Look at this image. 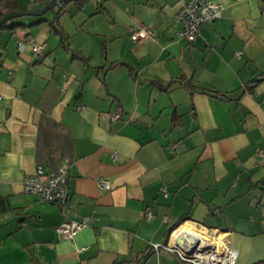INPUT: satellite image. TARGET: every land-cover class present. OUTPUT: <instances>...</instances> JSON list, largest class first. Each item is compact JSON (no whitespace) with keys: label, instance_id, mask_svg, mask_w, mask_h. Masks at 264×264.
Instances as JSON below:
<instances>
[{"label":"crops","instance_id":"crops-1","mask_svg":"<svg viewBox=\"0 0 264 264\" xmlns=\"http://www.w3.org/2000/svg\"><path fill=\"white\" fill-rule=\"evenodd\" d=\"M187 1L69 2L63 44L48 25L55 9L0 30V264H184L150 249L172 243L166 231L184 213L180 227L212 231L235 264L264 260V0H212L221 15L191 43L173 20ZM142 28L155 35L133 39ZM63 161L64 207L23 192L36 166ZM81 219L72 239L57 236Z\"/></svg>","mask_w":264,"mask_h":264},{"label":"built area","instance_id":"built-area-1","mask_svg":"<svg viewBox=\"0 0 264 264\" xmlns=\"http://www.w3.org/2000/svg\"><path fill=\"white\" fill-rule=\"evenodd\" d=\"M221 5L212 0H189L184 3L173 15L174 22L180 24V28L175 32L176 39H183L188 43L194 41L199 26L209 23L221 15ZM154 31L149 28H142L136 31L133 39L153 37ZM17 48L24 50L28 48L33 53H41L45 45L43 43L18 42ZM119 117V113H111L110 119ZM174 144L172 147H175ZM116 153L112 152L110 157L116 159ZM258 156L264 157V148L258 151ZM67 164L63 161L58 172L45 171L42 166H36L33 173L24 177L22 190L28 194H34L42 201L52 202L64 207L69 193L64 185L58 182L59 176L66 171ZM98 185L102 189H109V184L104 179L98 180ZM165 193V192H164ZM150 215V212H147ZM86 219L65 220L55 226L57 236L72 239L76 233L86 226ZM202 232L188 231L182 229L180 225L170 232L171 244L161 245L153 243L150 249L158 251L163 248L175 253L179 259L188 264H235L236 250L231 248L225 241H219L210 230L205 235Z\"/></svg>","mask_w":264,"mask_h":264},{"label":"trees","instance_id":"trees-1","mask_svg":"<svg viewBox=\"0 0 264 264\" xmlns=\"http://www.w3.org/2000/svg\"><path fill=\"white\" fill-rule=\"evenodd\" d=\"M89 0H66L65 2L59 4L58 6H56L55 8L49 10V11H52L55 9L54 11V14H53V18L51 19V21L48 23L49 25V28L51 30V32L53 34H57L60 36V41H62V44H63V41H65V35L63 34V31L61 29V25H60V15H61V11H62V8L65 4L69 3V2H72L74 4V7L77 11L81 10L85 5L86 3L88 2ZM14 4L12 3V1H9V0H0V16H2L5 12L7 11H10V10H13L14 8ZM42 19L40 20H37L35 21L34 23H39ZM10 20L9 21H6L5 23H3L1 26H0V30L2 29H5V28H13L15 26H25V24L23 23H14V24H9ZM34 23H30V24H27L28 26L34 24ZM65 46V45H64ZM66 47V46H65ZM71 54H72V57H75V58H78L80 60H83V61H88V58L85 57L82 53L78 52V51H75V50H72L71 51ZM114 64H111L110 66H113ZM177 81V80H176ZM175 81V82H176ZM178 83L183 85L184 87L188 88V89H191L192 88V83L190 80L184 78V77H180L178 79ZM255 84V81H250L248 83H246V85H244V89L245 90H250L249 88L251 87V85ZM187 214H183L181 215L176 222L173 223V225H171L169 227V229L166 231V236L169 235V233L176 227H178L182 222H184L188 217ZM178 261L180 263H184V264H188V263H185L183 261H181L179 259V257L173 253ZM35 264H38V263H35ZM249 264H264V260H257V261H254V262H251Z\"/></svg>","mask_w":264,"mask_h":264},{"label":"water","instance_id":"water-1","mask_svg":"<svg viewBox=\"0 0 264 264\" xmlns=\"http://www.w3.org/2000/svg\"><path fill=\"white\" fill-rule=\"evenodd\" d=\"M66 0H49L46 2L42 7L35 10H10L5 12L2 16H0V26L5 23L6 21H9L13 18L19 17V16H41L45 14L47 11L53 9L58 4H61L65 2ZM261 183H264V180L261 181Z\"/></svg>","mask_w":264,"mask_h":264},{"label":"rangeland","instance_id":"rangeland-1","mask_svg":"<svg viewBox=\"0 0 264 264\" xmlns=\"http://www.w3.org/2000/svg\"><path fill=\"white\" fill-rule=\"evenodd\" d=\"M52 11H53V10H52ZM54 11H55V10H54ZM49 13H53V12H51V11H50ZM27 17H29V16L18 17V18H16V19H20V18H21V19H22V18H24V19H25V18H27ZM14 19H15V18H14ZM11 20H12V19H11ZM177 261H178V260H177Z\"/></svg>","mask_w":264,"mask_h":264}]
</instances>
